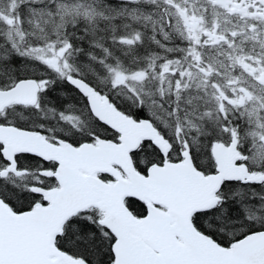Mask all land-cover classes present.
<instances>
[{"label": "snow or ice", "instance_id": "1", "mask_svg": "<svg viewBox=\"0 0 264 264\" xmlns=\"http://www.w3.org/2000/svg\"><path fill=\"white\" fill-rule=\"evenodd\" d=\"M0 264H264V0H0Z\"/></svg>", "mask_w": 264, "mask_h": 264}]
</instances>
